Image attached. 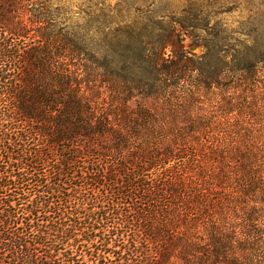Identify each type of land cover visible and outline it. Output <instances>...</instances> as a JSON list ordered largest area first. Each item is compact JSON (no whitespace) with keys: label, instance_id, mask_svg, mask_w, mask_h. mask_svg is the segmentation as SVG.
Here are the masks:
<instances>
[{"label":"trees","instance_id":"obj_1","mask_svg":"<svg viewBox=\"0 0 264 264\" xmlns=\"http://www.w3.org/2000/svg\"><path fill=\"white\" fill-rule=\"evenodd\" d=\"M133 5L0 0V264H264V34Z\"/></svg>","mask_w":264,"mask_h":264},{"label":"rangeland","instance_id":"obj_2","mask_svg":"<svg viewBox=\"0 0 264 264\" xmlns=\"http://www.w3.org/2000/svg\"><path fill=\"white\" fill-rule=\"evenodd\" d=\"M137 6L152 11L166 20H176L184 25L225 28L231 34V44L251 42L264 34V0H129ZM116 1H112L114 5ZM134 12V11H131ZM171 21V22H172ZM184 45L190 41L181 33ZM189 52L199 55L201 48L189 47Z\"/></svg>","mask_w":264,"mask_h":264}]
</instances>
